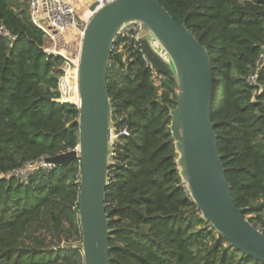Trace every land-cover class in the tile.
Listing matches in <instances>:
<instances>
[{"label":"trees","instance_id":"16d2710c","mask_svg":"<svg viewBox=\"0 0 264 264\" xmlns=\"http://www.w3.org/2000/svg\"><path fill=\"white\" fill-rule=\"evenodd\" d=\"M158 1L210 55L211 116L232 196L264 227V0ZM44 42L29 0H0V264H85L81 162L12 174L79 145L70 125L79 108L58 101L64 58ZM107 73L119 134L105 199L111 264H264L205 220L184 185L170 127L175 79L121 38Z\"/></svg>","mask_w":264,"mask_h":264},{"label":"water","instance_id":"95a60500","mask_svg":"<svg viewBox=\"0 0 264 264\" xmlns=\"http://www.w3.org/2000/svg\"><path fill=\"white\" fill-rule=\"evenodd\" d=\"M94 11L81 41L78 65L79 145L44 158L65 166L81 162L80 247L85 264H111L106 210L109 167L112 164V107L107 72L121 30L141 25L138 43L154 72L176 81V106L171 110V133L184 185L202 217L232 245L264 261V232L244 216L232 196L212 121L214 71L206 47L179 23L158 0H115Z\"/></svg>","mask_w":264,"mask_h":264},{"label":"built area","instance_id":"2783aa9c","mask_svg":"<svg viewBox=\"0 0 264 264\" xmlns=\"http://www.w3.org/2000/svg\"><path fill=\"white\" fill-rule=\"evenodd\" d=\"M114 1L115 0H93L87 6L86 12L81 16L76 10L74 4L69 0H29L30 17L32 22L43 31L45 41L54 44L63 41V43H65L66 45L65 48H67L68 46L67 43L69 42L66 39V34L70 30L77 29L82 41V37L84 35L86 25L94 14V11L90 10V6L93 3H97L98 4L97 9H98ZM140 30H141V25L139 23L137 22L129 23L121 30L117 40L121 38L126 43L132 44L135 48H137L142 53V57L147 62L148 66L151 68L150 63L147 61L146 56L138 43ZM65 48L59 52L56 50L57 49L56 47L55 50H52L51 52L45 49V51L48 52L49 54L60 55L64 58V62L60 67L61 70L63 71V74L59 79V90L61 96L58 99V101L60 102L66 101L64 100V98L66 97L71 98V97H75V95L77 96V98H79L78 65H79L80 48L76 59L67 56V54H65L66 52ZM263 56L264 55L262 54L261 58H263ZM73 74H75V80H76L75 83H72V79H71ZM159 75L163 77L162 79L166 78L165 75L162 74ZM257 76H258L257 73L252 74L249 77L248 81L250 83L256 84ZM78 104L79 103H76V105ZM120 134L128 135L129 132L126 129H124L120 132ZM118 135L119 134H116L114 132L113 138L116 139ZM38 166H42L44 168H51L53 165L49 163H45L44 159H42L39 161L37 165H29L23 170H15L14 172H12V174L25 178L27 173L31 171V170L29 172L26 171L29 167H33L35 169V167L37 168Z\"/></svg>","mask_w":264,"mask_h":264},{"label":"rangeland","instance_id":"374dc122","mask_svg":"<svg viewBox=\"0 0 264 264\" xmlns=\"http://www.w3.org/2000/svg\"><path fill=\"white\" fill-rule=\"evenodd\" d=\"M69 1H71L74 4V6H75L76 10L78 11L79 15L82 16L86 12L87 6L89 5V3L92 2L93 0H69ZM66 39L69 42V43H67L68 44L67 48H65L66 45H65V43H63V41L62 42H58L57 44L45 41L44 42L45 49L47 51L51 52L52 50H55V47H56L57 48L56 50L59 52V51H61L62 49L65 48V51H66L65 54H67V56H69V57H71L73 59H76L77 56H78L79 48L81 46V38H80V35L78 33V30L74 29V30L68 31L67 34H66ZM73 76L71 77L72 83H75V81H76L75 80V74H73ZM162 78L163 77L161 75H158L156 77L157 85H159V83L161 82ZM75 97H71V98L66 97V98H64V100H66L64 102H72V103L76 104V103H78V100H74ZM113 140H114V138H113ZM32 169H34V168L33 167H29L26 171L29 172ZM257 227L262 232H264V227L263 226L257 225Z\"/></svg>","mask_w":264,"mask_h":264},{"label":"bare ground","instance_id":"6f19581e","mask_svg":"<svg viewBox=\"0 0 264 264\" xmlns=\"http://www.w3.org/2000/svg\"><path fill=\"white\" fill-rule=\"evenodd\" d=\"M76 96V95H75ZM74 100H78V103L80 102L79 98L77 96L74 98Z\"/></svg>","mask_w":264,"mask_h":264}]
</instances>
